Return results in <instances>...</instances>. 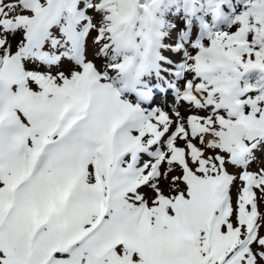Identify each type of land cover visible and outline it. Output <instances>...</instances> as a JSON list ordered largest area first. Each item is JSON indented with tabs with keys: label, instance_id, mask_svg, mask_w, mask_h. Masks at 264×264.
Returning <instances> with one entry per match:
<instances>
[{
	"label": "snow or ice",
	"instance_id": "1",
	"mask_svg": "<svg viewBox=\"0 0 264 264\" xmlns=\"http://www.w3.org/2000/svg\"><path fill=\"white\" fill-rule=\"evenodd\" d=\"M51 8L0 0V264H264V0H215L183 108L122 92L152 53L143 0L96 4L116 61L24 70Z\"/></svg>",
	"mask_w": 264,
	"mask_h": 264
},
{
	"label": "rangeland",
	"instance_id": "2",
	"mask_svg": "<svg viewBox=\"0 0 264 264\" xmlns=\"http://www.w3.org/2000/svg\"><path fill=\"white\" fill-rule=\"evenodd\" d=\"M72 2H74L72 0ZM88 2H92L93 3V7L91 8H87V3ZM87 3L86 1L84 2V4L82 3V7H80L78 9V15L82 16V18L84 20H87L88 25L91 26L92 28L95 27L96 22L99 20V18H101L102 15V11L96 8V4L99 3L97 0H89ZM161 10V11H160ZM167 8L166 6H162L159 5L153 12V27L155 30H159L161 29L162 31V37L158 36L157 39L161 40L163 39V43L166 47H171L170 52L173 54H170V52H167L165 54L166 59H168L169 61L176 63L177 61L180 63V74L182 73L181 70V65L183 63L184 57L186 54H189V52L186 50L187 47V40L192 37L195 36L200 42L199 43H203L205 41L208 40V36H207V30H203L202 26H201V19H199V21L196 24L190 25L188 26L185 30H178L177 26L175 24L176 22V17L173 16V19H169V18H165L163 19L162 13L161 12H166ZM177 12V10H175L173 13ZM201 16V14H200ZM201 18V17H200ZM60 20V19H59ZM58 20V21H59ZM57 21V22H58ZM225 23L226 25V20L223 18L222 20L219 21V24H223ZM224 25V26H225ZM53 31H56L57 26L56 24L53 26ZM222 29V28H219ZM26 33V31H25ZM94 35V32H93ZM60 41H58L57 39L54 40L52 44H54L55 46V55L54 57L61 58V55L63 56L62 59L65 56V47L64 44H59ZM14 47L19 50L20 48H24L21 45V40L19 43H14ZM82 49V62L90 57H102V56H108V52L107 51H103V50H92L87 52L86 48L84 46H81ZM45 57V54L42 55H36L35 53L32 54H24L23 56L20 57V61L23 64V66L25 68H30L32 67L33 72L36 73H43V74H47L49 72H52L54 70H56L58 68V66L60 65H56L53 62L54 57H52V61H48L50 62L49 64L45 63V61H43ZM81 62V63H82ZM53 63V64H51ZM64 63H71V64H78V62L73 61V62H64ZM64 63H60V64H64ZM182 76V75H181Z\"/></svg>",
	"mask_w": 264,
	"mask_h": 264
}]
</instances>
